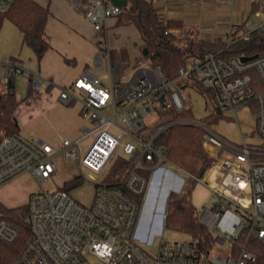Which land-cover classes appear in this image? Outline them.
Masks as SVG:
<instances>
[{
  "label": "built area",
  "instance_id": "built-area-1",
  "mask_svg": "<svg viewBox=\"0 0 264 264\" xmlns=\"http://www.w3.org/2000/svg\"><path fill=\"white\" fill-rule=\"evenodd\" d=\"M16 1L0 0V12ZM258 1L264 10V0ZM123 11L111 0H92L84 15L100 31L108 19L119 18ZM260 13L256 12L258 17ZM253 33L264 36V20L248 32L231 27L222 38L231 46L249 41ZM246 57L192 56L171 81L160 66L152 64L122 80L125 68L118 61L111 65L109 86L85 72L61 87L59 102L80 106L85 122L76 140L62 138L59 148L21 135L0 142V189L23 174L41 187L28 203L30 236L11 264H261L249 245L252 240L264 243V145L248 144L249 136L242 132V142L234 144L200 123L206 132L204 150L214 159L200 175L217 199L198 214V221L213 232L214 248L205 253L197 241H178L160 245L152 255L143 246L153 245L155 237L163 234L171 197L180 195L186 185L182 174L171 167L168 149L157 143L173 123L153 132L147 120L158 108L187 109L188 86L178 82L191 79L232 119L237 120L238 110L257 103L256 131L264 141V56L244 62ZM18 74L32 75L17 62L1 64L0 85L7 89ZM86 139L92 142L82 156L80 143ZM59 149L80 167L100 175H108L120 159L128 160L130 167L124 171L125 179L100 182L93 205L84 207L67 191L42 187L57 172L53 157ZM18 237L14 226L0 224V245H13ZM216 249L227 256L215 253Z\"/></svg>",
  "mask_w": 264,
  "mask_h": 264
},
{
  "label": "crops",
  "instance_id": "crops-1",
  "mask_svg": "<svg viewBox=\"0 0 264 264\" xmlns=\"http://www.w3.org/2000/svg\"><path fill=\"white\" fill-rule=\"evenodd\" d=\"M35 1L49 9L46 36L51 49L38 60L24 42L21 30L6 18L0 22V65L17 62L32 74L12 77L9 86L18 99H25L16 113L21 137H34L54 146L62 138L76 140L85 124L80 106L67 108L59 102V89L71 85L85 72L101 81V76L109 79L111 65L120 61L124 66L122 58L114 59L112 53L124 51L131 64L142 57L145 42L135 24H123L119 18L108 19L100 31L94 30L84 15L92 0ZM147 1L179 44L190 40L214 41L231 27L241 32L253 28L252 15L258 17L256 12L261 7L258 0ZM25 178L32 177L23 174L11 182ZM36 190L37 185L32 186L29 194Z\"/></svg>",
  "mask_w": 264,
  "mask_h": 264
},
{
  "label": "trees",
  "instance_id": "trees-1",
  "mask_svg": "<svg viewBox=\"0 0 264 264\" xmlns=\"http://www.w3.org/2000/svg\"><path fill=\"white\" fill-rule=\"evenodd\" d=\"M126 2L124 11L119 17L123 24H135L145 42L142 58L150 64L160 66L167 80H176L179 70L186 60L192 56L206 57L214 55L219 59H229L232 56H264V36L253 33L249 41H240L229 46L223 38L214 41H187L179 44L174 37L167 33L166 27L152 9L147 0H122ZM50 16L49 9L38 4L35 0H17L7 11L0 12V22L3 19L11 20L23 33L24 42L34 51L38 60H42L51 49L46 36V23ZM245 30L244 32H248ZM144 49L148 54L144 55ZM121 57L123 64L127 63L125 52L112 53V58ZM180 86L196 88L206 98L207 115L197 119L191 108L182 112L174 109L163 111V124L173 123L165 130V136L160 140L169 151V161L180 171L207 170L214 163L203 148L206 132L197 123L211 127L224 118L221 110L213 103L209 92L191 79L178 82ZM25 99H18L11 88L3 89L0 85V142L10 136L20 135L17 119V110ZM208 101L213 105L209 109ZM258 113L259 106H252ZM130 167L126 159L115 161L111 166L106 181L115 183L125 179V169ZM76 177L63 187L69 192L71 187L79 185ZM190 192L180 196L173 195L168 208L165 227L188 235L191 240L197 241L205 253L214 248V235L205 225L198 221V212L194 207ZM6 222L14 226L18 233V241L13 245H0V264H11L17 255L24 249L30 236L29 205L7 207L0 201V224ZM249 249L254 252L260 263L264 264V243L252 240Z\"/></svg>",
  "mask_w": 264,
  "mask_h": 264
},
{
  "label": "rangeland",
  "instance_id": "rangeland-1",
  "mask_svg": "<svg viewBox=\"0 0 264 264\" xmlns=\"http://www.w3.org/2000/svg\"><path fill=\"white\" fill-rule=\"evenodd\" d=\"M260 12V17H256L255 14L252 15L251 24H253L254 26L258 25L264 20V10L261 8ZM146 65H150V63L148 60H145L142 57L140 58V60H137L131 64L128 62L125 63L124 67L126 72L123 75L122 80L129 79L137 68ZM100 78L102 79L104 85L109 86L111 84V76L109 79H104L103 76H101ZM185 95L189 101L187 108H191L193 110V113L197 119H201L202 117H204L207 112L206 98L203 97V95L196 88L192 87H188L186 89ZM208 105V110L213 109V105L210 103V101H208ZM69 107H75V109H77L78 105H73ZM222 113L224 115V118L209 128L214 130L217 134L226 137L229 141L234 144H240L242 142L240 135V132H242L243 134H247L249 136L246 139V142L248 144L264 145V141H262L256 131L258 114L255 113L253 107H245L238 110L237 120H235L234 118L232 119L230 117L232 115L230 112ZM163 122V111L158 108L156 112L147 120L146 125L150 130L155 132L163 124ZM226 129H228V131H226ZM224 133H228V135ZM164 136L165 131L159 136L157 140V143L161 146H164L162 143H160V140L164 138ZM91 142L92 141L90 139H86L80 143L82 156H84ZM53 145L54 147L59 148L60 142L57 141V143ZM53 162L57 167V172L52 179L43 184V189L51 192L61 191L63 190V187L68 184V182L72 181L76 177H79L81 183L77 186L71 187L69 189V194L80 205L84 207H91L95 200L97 185L100 184V182L102 181L108 182L106 181L107 175H100L99 173H95L86 167H80L77 160L68 159L66 157L65 150L63 149H59L58 153L54 155ZM171 167L180 174H182V177L186 180V185L181 194L185 192H190V199L194 207L196 208L198 214L207 205L211 207L216 202L217 195L214 194L211 188H209L202 182L203 179H205V176L202 177L200 175L199 170L189 169L188 171H186V173H183L175 167ZM106 171H109V168H107ZM34 185H37V190L35 192L41 190V187L33 178H25L19 181L18 183L11 182L0 190V201L7 207H19L26 205L29 203L31 197V194H29V189ZM180 195L173 194V198L175 196ZM190 240L191 237H189L188 235L181 234L165 227L163 234L161 236L155 237L153 245L148 246L146 244H143V246L147 252L152 255H155L158 253L160 245L162 244ZM215 253L223 257L227 256V252L221 253L217 249L215 250Z\"/></svg>",
  "mask_w": 264,
  "mask_h": 264
},
{
  "label": "water",
  "instance_id": "water-1",
  "mask_svg": "<svg viewBox=\"0 0 264 264\" xmlns=\"http://www.w3.org/2000/svg\"><path fill=\"white\" fill-rule=\"evenodd\" d=\"M111 2L116 5V6H120V7H125L126 6V2L125 1H122V0H111ZM148 54V50L147 49H144V55H147ZM250 59L252 58H249V57H246V58H243L242 60L244 62H247L249 61ZM205 172V170H202L201 172V175H203Z\"/></svg>",
  "mask_w": 264,
  "mask_h": 264
}]
</instances>
